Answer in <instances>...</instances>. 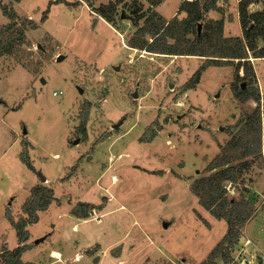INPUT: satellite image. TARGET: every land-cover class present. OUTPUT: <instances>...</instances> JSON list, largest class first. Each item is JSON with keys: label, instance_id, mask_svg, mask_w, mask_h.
Returning <instances> with one entry per match:
<instances>
[{"label": "rangeland", "instance_id": "rangeland-1", "mask_svg": "<svg viewBox=\"0 0 264 264\" xmlns=\"http://www.w3.org/2000/svg\"><path fill=\"white\" fill-rule=\"evenodd\" d=\"M56 1L0 0L19 22L39 26L14 56L0 57V257L19 247L7 216L18 223L34 213L28 264H203L218 247L229 264H264V59L249 58L254 76L245 84L263 94L262 152L240 162L250 169L238 185L225 184L227 197H249L256 212L222 246L228 224L201 208L193 189L258 107L236 99L237 61L207 68L205 58L128 47L152 11L183 20L181 5L195 0L158 8L126 0L112 24L95 10L118 0ZM219 7L205 22L224 19V37L240 38L238 22L226 36L237 1ZM138 8L145 17L136 26ZM8 23L0 9V29Z\"/></svg>", "mask_w": 264, "mask_h": 264}, {"label": "trees", "instance_id": "trees-1", "mask_svg": "<svg viewBox=\"0 0 264 264\" xmlns=\"http://www.w3.org/2000/svg\"><path fill=\"white\" fill-rule=\"evenodd\" d=\"M13 1L18 2L19 0ZM145 1L153 8H158L165 0ZM82 2L88 3L89 1L82 0ZM125 2L126 0H118L116 3L103 5L96 9L95 13L112 24L117 8ZM62 3V0H57L54 4ZM258 3L259 0H239V18L242 28V37L240 38L224 37V19L205 22V18L210 12H219V0H204V2L195 0L193 2L185 1L181 5L180 12L186 14V18L183 20L175 17L168 22L156 11H152L146 17L144 26L136 32L128 44L130 49L154 55L205 58L207 68L222 67L237 61L236 99L242 103L249 101L258 103V107L252 111L251 115L243 120L244 129L228 144L224 155L217 157L208 167V172H213V174L198 181L193 189L201 208L209 212L213 218L228 224V231L222 246L237 239L238 237L234 235L235 229L243 230L256 212L254 203L249 197L242 196L239 201L227 197L225 184L238 185V176L250 169L248 162H240L262 152V140L259 134L261 95L252 86V81L245 88V84L254 76V69L249 58L264 59V6L261 11L254 13L250 11V7ZM80 4V2L74 3L72 7L77 8ZM0 9L3 16L9 21L6 26L0 29V57L14 56L17 49L28 42L27 32L35 31L39 26L29 19H22L19 22L12 4L0 5ZM47 16L43 17L42 23L47 21ZM144 17L142 10L138 8L134 25L138 26ZM241 70H244L243 77L240 76ZM201 76L202 73L198 72L197 80H200ZM249 126H251L250 129L258 131L252 140L249 139L251 136ZM25 150L27 151V147ZM240 150H243L241 155L238 154ZM235 163H240L239 167L237 166L238 169L231 167V164ZM29 167L32 169V166L29 165ZM7 219L17 233L19 247L12 251L4 250L0 257V264H28L23 261L24 254L30 250L27 245L30 239L27 227L30 223H38V220L34 213L31 214V219L21 220L18 223L10 216H7ZM224 252L222 247L216 248L203 264H217L216 260L219 259L223 263L229 264V259L224 255Z\"/></svg>", "mask_w": 264, "mask_h": 264}, {"label": "crops", "instance_id": "crops-1", "mask_svg": "<svg viewBox=\"0 0 264 264\" xmlns=\"http://www.w3.org/2000/svg\"><path fill=\"white\" fill-rule=\"evenodd\" d=\"M232 1V0H230ZM237 1V5H238V13L235 15H233V20L232 22H229V24L226 25V36H227V32H228V26H233L236 22H238L240 24V18H239V0H236ZM220 2V0H219ZM220 8V7H219ZM228 19V18H227ZM241 26V25H240ZM242 29V28H241ZM231 36H229L230 38ZM242 37V36H241ZM48 181V180H47Z\"/></svg>", "mask_w": 264, "mask_h": 264}, {"label": "water", "instance_id": "water-1", "mask_svg": "<svg viewBox=\"0 0 264 264\" xmlns=\"http://www.w3.org/2000/svg\"><path fill=\"white\" fill-rule=\"evenodd\" d=\"M63 59H64L63 57H59L57 61H62ZM78 144H79V141H76V142H75V145H78ZM40 177H41V180H42L43 183H45V182L47 181L45 177H43V176H41V175H40ZM40 241H41V240L36 241V244H39Z\"/></svg>", "mask_w": 264, "mask_h": 264}, {"label": "bare ground", "instance_id": "bare-ground-1", "mask_svg": "<svg viewBox=\"0 0 264 264\" xmlns=\"http://www.w3.org/2000/svg\"><path fill=\"white\" fill-rule=\"evenodd\" d=\"M37 208V207H36ZM52 257L54 258V259H57L58 261L61 259V254L60 253H58V252H53L52 253Z\"/></svg>", "mask_w": 264, "mask_h": 264}, {"label": "built area", "instance_id": "built-area-1", "mask_svg": "<svg viewBox=\"0 0 264 264\" xmlns=\"http://www.w3.org/2000/svg\"><path fill=\"white\" fill-rule=\"evenodd\" d=\"M261 95L263 96V94L261 93Z\"/></svg>", "mask_w": 264, "mask_h": 264}]
</instances>
